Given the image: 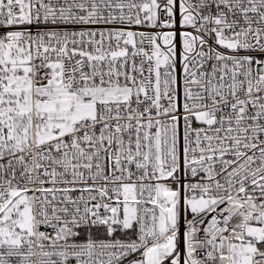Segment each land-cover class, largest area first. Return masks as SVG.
Returning <instances> with one entry per match:
<instances>
[{
	"label": "snow or ice",
	"instance_id": "1",
	"mask_svg": "<svg viewBox=\"0 0 264 264\" xmlns=\"http://www.w3.org/2000/svg\"><path fill=\"white\" fill-rule=\"evenodd\" d=\"M0 264H264V0H0Z\"/></svg>",
	"mask_w": 264,
	"mask_h": 264
}]
</instances>
